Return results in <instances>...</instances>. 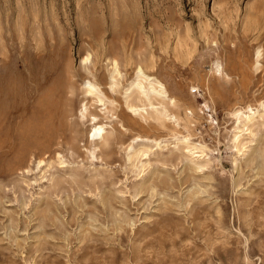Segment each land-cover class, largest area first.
Returning a JSON list of instances; mask_svg holds the SVG:
<instances>
[{"label": "rangeland", "instance_id": "rangeland-1", "mask_svg": "<svg viewBox=\"0 0 264 264\" xmlns=\"http://www.w3.org/2000/svg\"><path fill=\"white\" fill-rule=\"evenodd\" d=\"M0 92V264H264V0H0Z\"/></svg>", "mask_w": 264, "mask_h": 264}, {"label": "bare ground", "instance_id": "bare-ground-1", "mask_svg": "<svg viewBox=\"0 0 264 264\" xmlns=\"http://www.w3.org/2000/svg\"><path fill=\"white\" fill-rule=\"evenodd\" d=\"M89 60H91L90 56L88 55L85 59V63L88 62ZM114 81L113 83L110 85V89L113 90V92L116 90V85H117V78L119 76V62L118 61H114ZM144 81H146L148 83V88H146L144 86ZM149 81V82H148ZM18 85V84H17ZM131 88L134 89L133 92L131 94H129V96H133L135 93L137 94V99H140V96L143 95L144 97H151L152 94L154 93H158L160 96H164L165 98L168 97L167 95V91L166 88L164 87V84L156 79V78H150V77H146V75L144 74L142 69L138 70V77L137 80L131 85ZM84 90V95H87V97H91L93 95H96L97 90L95 89V86L92 84V82H87L86 86L83 88ZM135 91H139L138 93ZM141 91V92H140ZM3 93V92H0ZM6 94V92H5ZM10 94V93H9ZM7 98V95L5 96V99ZM129 98V97H128ZM102 102V101H99ZM128 107L130 110H132L134 113L136 112H140L141 109L137 106V105H131L129 103H127ZM88 106L87 105H83V108L81 110V116L85 117L88 114ZM240 118L246 120L248 123L254 121L255 118V113H253L252 115H249L247 117H244L242 114H240ZM105 128L103 126H96L91 134V138L93 140H97L102 138L103 139V134H104ZM239 140V138H238ZM237 140V141H238ZM134 148V147H133ZM133 153H135V157L139 154V151H135L133 149L132 151ZM42 163V161L40 162Z\"/></svg>", "mask_w": 264, "mask_h": 264}, {"label": "built area", "instance_id": "built-area-1", "mask_svg": "<svg viewBox=\"0 0 264 264\" xmlns=\"http://www.w3.org/2000/svg\"><path fill=\"white\" fill-rule=\"evenodd\" d=\"M197 91H194V93H196Z\"/></svg>", "mask_w": 264, "mask_h": 264}]
</instances>
